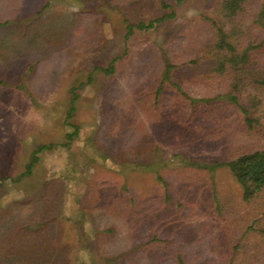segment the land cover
Returning a JSON list of instances; mask_svg holds the SVG:
<instances>
[{"label":"rangeland","instance_id":"obj_1","mask_svg":"<svg viewBox=\"0 0 264 264\" xmlns=\"http://www.w3.org/2000/svg\"><path fill=\"white\" fill-rule=\"evenodd\" d=\"M218 1L0 0V264H264V188L193 165L264 149V0Z\"/></svg>","mask_w":264,"mask_h":264},{"label":"trees","instance_id":"obj_2","mask_svg":"<svg viewBox=\"0 0 264 264\" xmlns=\"http://www.w3.org/2000/svg\"><path fill=\"white\" fill-rule=\"evenodd\" d=\"M241 3H242V0H219L218 7H219V10L224 15L233 17L236 14V12L240 9ZM169 17H171L170 14H165L164 16L156 20H151L149 23L146 24V27H153L155 22H159ZM257 21L262 27H264V5L258 13ZM135 26L136 25H133V24H128L126 26L125 40H127L129 36L132 34ZM218 46L233 50L232 46L224 40V36L221 37V41H219ZM249 49H250V46H247L241 52L230 54L229 57L225 56L224 59L227 60L234 67L245 65L249 60V54H248ZM222 65L223 64H221L220 67L217 68V70L223 71L224 67ZM172 67L173 66L169 62H166L163 80L168 77ZM95 69H100L102 72L106 74H110L114 71V67L112 64H110L108 68L95 67ZM225 97H228L230 102H232L233 104H236L237 106L241 108L242 112L245 114V121L250 126L253 120L247 116V110L243 108L242 106L238 105V101L235 95L228 94ZM76 98L77 97L71 98L70 108L66 112L65 123L67 125L68 124L70 125V123L68 122V118L71 116L73 110L75 109ZM188 99L190 100L191 103H195V102L209 103L211 101V99H194V98H188ZM78 130L79 128L76 125H74L73 130L66 133L65 135L66 141L60 145L64 147H68L70 142L74 139L75 135H77ZM54 146H56V144L41 145V146L36 147V149L32 152V158L26 164L24 171L20 173L17 178L15 179L9 178V180L13 182L20 181L23 177L31 175L34 165L39 161V154L43 150L52 149ZM193 165L208 169L211 172H213V170H215L217 167H220V166L226 167L230 171V173L233 175V177L236 179L237 183L240 185L242 189V198L244 201H250L257 194H259L264 188V149L245 153V154L237 156L236 158L230 161L221 162L218 164L193 163ZM6 179L8 178H0V186H2L3 180H6ZM157 180L161 182L164 188L167 187L168 185L167 181L164 180L158 174H157ZM166 197L168 198V194ZM215 201L218 203V199L216 197H215ZM42 213H44L43 210H42ZM177 262L178 264H183L180 257L177 259Z\"/></svg>","mask_w":264,"mask_h":264}]
</instances>
